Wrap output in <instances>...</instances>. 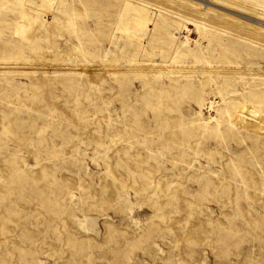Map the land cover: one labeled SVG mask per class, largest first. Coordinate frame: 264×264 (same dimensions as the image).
Segmentation results:
<instances>
[{"label": "rangeland", "instance_id": "1", "mask_svg": "<svg viewBox=\"0 0 264 264\" xmlns=\"http://www.w3.org/2000/svg\"><path fill=\"white\" fill-rule=\"evenodd\" d=\"M220 6L0 0V264H264V23Z\"/></svg>", "mask_w": 264, "mask_h": 264}, {"label": "bare ground", "instance_id": "2", "mask_svg": "<svg viewBox=\"0 0 264 264\" xmlns=\"http://www.w3.org/2000/svg\"><path fill=\"white\" fill-rule=\"evenodd\" d=\"M197 3L200 6H204L207 8H211L212 6H218V7L220 6V5H216V3L213 0H197ZM220 7L232 12L240 13L245 17L253 18L254 20H257L259 23L261 22L264 23V19H261L260 17L250 16L248 14L229 9L228 7H223V6ZM210 108L212 109L213 105H211ZM235 120L237 123L241 124L247 130H252L260 134H264V113H262L256 107L248 103H244L242 105V107L239 109L238 113L236 114Z\"/></svg>", "mask_w": 264, "mask_h": 264}]
</instances>
